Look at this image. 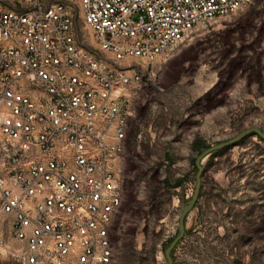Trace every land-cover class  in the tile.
I'll use <instances>...</instances> for the list:
<instances>
[{
	"label": "built area",
	"instance_id": "obj_1",
	"mask_svg": "<svg viewBox=\"0 0 264 264\" xmlns=\"http://www.w3.org/2000/svg\"><path fill=\"white\" fill-rule=\"evenodd\" d=\"M250 0H0V212L23 264H117L133 98L153 63ZM93 34L84 45L77 20Z\"/></svg>",
	"mask_w": 264,
	"mask_h": 264
},
{
	"label": "rangeland",
	"instance_id": "obj_2",
	"mask_svg": "<svg viewBox=\"0 0 264 264\" xmlns=\"http://www.w3.org/2000/svg\"><path fill=\"white\" fill-rule=\"evenodd\" d=\"M54 1L80 12L79 0ZM76 32L96 48L81 19ZM129 64L144 79L127 132L117 264H169L166 251L196 192L197 158L246 130L264 133V0L198 26L153 63ZM203 168L200 198L173 264H264V140L251 135L208 156ZM23 249L0 212V264H23Z\"/></svg>",
	"mask_w": 264,
	"mask_h": 264
},
{
	"label": "water",
	"instance_id": "obj_3",
	"mask_svg": "<svg viewBox=\"0 0 264 264\" xmlns=\"http://www.w3.org/2000/svg\"><path fill=\"white\" fill-rule=\"evenodd\" d=\"M251 135H257L259 136L261 139L264 140V133L258 129V128H253V129H249L246 130L244 132H242L240 135H238L237 137H235L234 139L218 144L216 146H213L211 148H208L205 152H203L196 160V166L199 170L198 175H197V186H196V192L193 196V198L187 202L181 216L179 219V232L177 237L174 239V241L170 244V246L168 247L167 251H166V257L167 260L169 262V264H173V260L171 257L172 251L174 250V248L178 245V243L183 239V237L186 234V220L189 216V214L195 209V207L197 206L198 200L200 198V192H201V186H202V176H203V172H204V168H203V161L210 155H212L215 152L221 151L223 149L235 146L237 144H239L240 142H242L245 138L251 136Z\"/></svg>",
	"mask_w": 264,
	"mask_h": 264
},
{
	"label": "trees",
	"instance_id": "obj_4",
	"mask_svg": "<svg viewBox=\"0 0 264 264\" xmlns=\"http://www.w3.org/2000/svg\"><path fill=\"white\" fill-rule=\"evenodd\" d=\"M179 186H180V184H179Z\"/></svg>",
	"mask_w": 264,
	"mask_h": 264
}]
</instances>
